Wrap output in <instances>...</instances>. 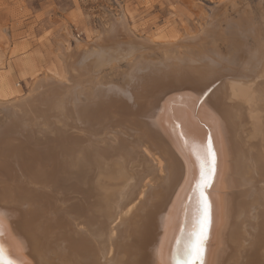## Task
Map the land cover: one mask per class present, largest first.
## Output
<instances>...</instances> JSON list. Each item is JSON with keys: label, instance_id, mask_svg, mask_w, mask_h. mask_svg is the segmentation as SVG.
Here are the masks:
<instances>
[{"label": "bare ground", "instance_id": "obj_1", "mask_svg": "<svg viewBox=\"0 0 264 264\" xmlns=\"http://www.w3.org/2000/svg\"><path fill=\"white\" fill-rule=\"evenodd\" d=\"M225 1L169 39L136 35L123 11L90 41L67 29L58 71L32 74L24 93L0 74L6 258L173 264L199 179L184 140L211 137L203 264H264V31L221 18Z\"/></svg>", "mask_w": 264, "mask_h": 264}, {"label": "rangeland", "instance_id": "obj_2", "mask_svg": "<svg viewBox=\"0 0 264 264\" xmlns=\"http://www.w3.org/2000/svg\"><path fill=\"white\" fill-rule=\"evenodd\" d=\"M216 2L0 0V63L3 67L0 74L5 75L14 88L24 93L32 81V74L41 76L58 71L57 43L61 41L66 48L72 43V38L66 34L67 29L79 41H90L101 27H106L110 15L116 16L123 11L127 14L128 25L136 35L151 39L156 37V40L169 39L174 33L183 32L184 28L194 32L204 19L202 10L207 11ZM222 4L219 11L221 18L243 20L244 24H251L257 30L264 31V0H226ZM219 23L222 24V21ZM8 65L12 66L10 71Z\"/></svg>", "mask_w": 264, "mask_h": 264}, {"label": "snow or ice", "instance_id": "obj_3", "mask_svg": "<svg viewBox=\"0 0 264 264\" xmlns=\"http://www.w3.org/2000/svg\"><path fill=\"white\" fill-rule=\"evenodd\" d=\"M184 136L185 134L181 133V137ZM184 144L199 166V179L192 188L196 199L194 220L191 228L187 232L182 230L181 237L177 238L172 262L173 264H196V261H200V264H203L204 245L211 224V205L206 190L211 186L212 178L216 173V151L211 137L203 144H189L186 139ZM4 234L3 221L0 219V237ZM6 255L4 244L0 243V264H21L18 260L6 258Z\"/></svg>", "mask_w": 264, "mask_h": 264}, {"label": "water", "instance_id": "obj_4", "mask_svg": "<svg viewBox=\"0 0 264 264\" xmlns=\"http://www.w3.org/2000/svg\"><path fill=\"white\" fill-rule=\"evenodd\" d=\"M209 90L210 89H208V92H205L204 93V97H205V95H207L208 93H209ZM203 95V94H202ZM203 97V96H202ZM202 97H200V98H202ZM199 98V99H200ZM207 139H209V137L207 138L206 137V141H207ZM217 170H218V158H217V155H216V173H215V175H214V177L212 178V183H211V186L209 187V188H207V192H210L211 191V189H212V187H213V185H214V183H215V179H216V175H217ZM211 222H212V208H211ZM210 226H211V224H210ZM209 229H210V227H209ZM209 238V236L207 237V239ZM206 239V240H207ZM0 243H2V240H1V242ZM3 244H4V246L7 248V246L5 245V243L3 242ZM7 258H9V259H14V260H16L15 258H13V256H8Z\"/></svg>", "mask_w": 264, "mask_h": 264}]
</instances>
